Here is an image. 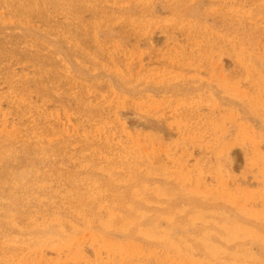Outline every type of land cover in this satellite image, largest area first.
<instances>
[{"label": "rangeland", "instance_id": "obj_1", "mask_svg": "<svg viewBox=\"0 0 264 264\" xmlns=\"http://www.w3.org/2000/svg\"><path fill=\"white\" fill-rule=\"evenodd\" d=\"M0 264H264V0H0Z\"/></svg>", "mask_w": 264, "mask_h": 264}]
</instances>
